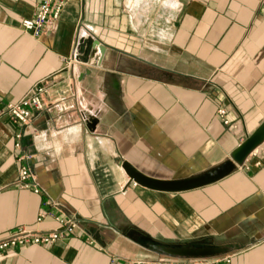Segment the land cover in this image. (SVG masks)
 <instances>
[{
  "label": "crops",
  "instance_id": "crops-1",
  "mask_svg": "<svg viewBox=\"0 0 264 264\" xmlns=\"http://www.w3.org/2000/svg\"><path fill=\"white\" fill-rule=\"evenodd\" d=\"M39 1L0 0V100L20 101L43 80L51 89L27 125L0 118V239L19 226L57 229L51 218L37 222L53 206L78 230L11 249L1 264L162 258L153 245L226 247L231 261L222 264H264L256 158L180 193L129 184L121 166L189 177L230 158L263 123L264 0H72L35 37L23 23ZM90 37L107 46L102 62L79 53ZM23 154L34 156L41 193L18 184Z\"/></svg>",
  "mask_w": 264,
  "mask_h": 264
},
{
  "label": "built area",
  "instance_id": "built-area-1",
  "mask_svg": "<svg viewBox=\"0 0 264 264\" xmlns=\"http://www.w3.org/2000/svg\"><path fill=\"white\" fill-rule=\"evenodd\" d=\"M72 0H40L36 15L31 20H26L23 23V28L26 32H29L32 36L40 37L46 30L49 22L52 19H59L62 11L65 9L67 4ZM51 89L50 84L43 80L35 84V86L23 97L20 101H7L3 102L0 100V118L10 116L16 123L21 127L27 125L35 116L36 112L45 110L48 107V97ZM66 97H57L56 101H64ZM227 111L225 108H220L219 115H221L226 124H229L225 118ZM91 119L88 118L89 122ZM23 136L24 132H18L16 134V147L22 149L23 147ZM264 146V143L263 145ZM260 146L252 152L250 157L256 158V165L258 167L264 166V147ZM34 156L31 154H23L20 158L24 161L21 165V172L18 179V184L23 187H32L36 194L41 193V188L35 183V172L32 169L31 161ZM245 162V163H246ZM49 205V202H45ZM54 207V206H53ZM47 208L41 211L37 222H42L47 218H51L56 222L58 228L53 231H41L29 228L27 226H19L11 231V233L0 239V264L2 258L6 256L11 249H25L29 246H40V245H53L59 240H68L69 237L76 234L78 225L70 217L66 216L62 212L55 211L54 209ZM231 261L228 256H218L210 258H196V259H139V260H120L116 257L111 259L110 264H222L229 263Z\"/></svg>",
  "mask_w": 264,
  "mask_h": 264
},
{
  "label": "water",
  "instance_id": "water-1",
  "mask_svg": "<svg viewBox=\"0 0 264 264\" xmlns=\"http://www.w3.org/2000/svg\"><path fill=\"white\" fill-rule=\"evenodd\" d=\"M106 49V45H102L100 41L90 37L89 39L83 40L80 44L79 53L84 60L88 61L91 57L98 56L99 62H102ZM96 123L97 120L93 118L88 125L93 129ZM263 143L264 121L258 128L249 134L245 141L235 148L230 158L222 161L219 165L208 168L206 171L179 179L163 180L152 175L149 176L128 160H123L121 166L125 169L129 177V184H139L150 190L153 189L160 192L180 193L181 191H190L222 181V179L234 173L238 167L244 166L250 154L262 146ZM153 249L166 257L181 260L218 257L223 256L229 251L226 247L222 248L215 246H181L165 248L153 245Z\"/></svg>",
  "mask_w": 264,
  "mask_h": 264
},
{
  "label": "rangeland",
  "instance_id": "rangeland-1",
  "mask_svg": "<svg viewBox=\"0 0 264 264\" xmlns=\"http://www.w3.org/2000/svg\"><path fill=\"white\" fill-rule=\"evenodd\" d=\"M162 259L168 260V259H172V258L171 257L162 256Z\"/></svg>",
  "mask_w": 264,
  "mask_h": 264
}]
</instances>
